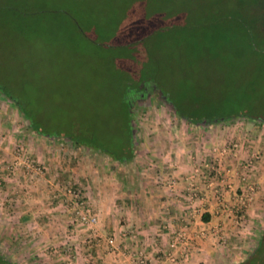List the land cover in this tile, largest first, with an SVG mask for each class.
<instances>
[{"label": "crops", "instance_id": "crops-1", "mask_svg": "<svg viewBox=\"0 0 264 264\" xmlns=\"http://www.w3.org/2000/svg\"><path fill=\"white\" fill-rule=\"evenodd\" d=\"M6 102L0 99V232L7 246L16 240L18 249H26L18 264H171V251L182 254L183 264H238L254 248L264 226L262 155L252 177L256 190L244 210L238 209L240 173L252 151L264 147V121L163 116L151 136L160 145L150 141L136 151L132 170L83 150L78 165L66 154L57 159L54 140L12 128L15 117ZM23 144L44 173L29 175ZM203 161L214 164L208 177L195 172ZM75 182L98 212L97 222L78 220L65 190ZM179 232L190 242L182 252L181 246L169 247Z\"/></svg>", "mask_w": 264, "mask_h": 264}, {"label": "rangeland", "instance_id": "rangeland-1", "mask_svg": "<svg viewBox=\"0 0 264 264\" xmlns=\"http://www.w3.org/2000/svg\"><path fill=\"white\" fill-rule=\"evenodd\" d=\"M219 1L223 2L0 0V91L27 104L54 102L51 108L42 106L46 112L42 121L44 123L40 125L42 129H59L61 125L66 129L64 126H71L72 121H77L82 130L85 126H95L99 133H113L116 131L115 123L110 118L117 116V112L118 115L122 114L125 108L120 97L122 84L119 80L127 78L135 81L149 74L152 76L160 73L161 86L170 89L174 97L181 100L186 88L189 91L199 88L198 93L200 88L203 90L202 79L206 73L216 68L222 69L217 66L220 56L230 53L233 55L231 61L224 62L226 81L220 85L209 83V88L205 86V92L201 91L205 93H200L201 99L209 110L216 113L227 112L240 99L246 103L255 99L264 113V65L256 73L251 68L253 60L250 51H244L239 41L230 43L225 50L217 51V54L208 49L209 41L205 38L199 37L203 41H193L195 36H202L203 33H211L212 36L222 32L234 34L233 25H226L222 32L217 31V25L210 28L201 23L192 24L183 30L178 28L183 26L182 22L190 19L200 20L202 14L208 15L205 17L208 20H214L218 15L211 14L216 8L214 6L225 8L228 5ZM220 18L218 15L217 19ZM144 32L147 36L143 35ZM234 35L238 37V34ZM115 42H119L116 45L124 44L126 50L121 46L112 47ZM261 46L264 47V44ZM237 51L241 53L233 54ZM145 81V85H137V89L144 90V95L134 100L132 110L135 154L140 148H148L150 141L152 145L157 143L159 146L158 139L151 140L154 131L161 126L158 121L155 123L156 120L161 121L166 115H175L165 98L150 87V79ZM3 97L0 93V99H6ZM132 97L130 92L129 98ZM7 104L12 109L11 115L15 117L12 128L31 131L27 120L10 99ZM51 112L55 113L51 115ZM185 112L188 113L189 109L186 108ZM235 118L232 117L231 121ZM59 119H63L62 124ZM48 137L59 145V151L56 146L59 156L54 154V158L57 156L59 159L66 154L78 165L76 159L79 160L86 152L99 156L101 162L108 161L109 166L122 163L101 150L76 144L68 138L54 135ZM20 150L23 151L26 168L24 161L27 159H32L39 166L29 169V175L46 171L42 162L28 152L26 144ZM253 151L260 152L264 160V147ZM134 156L126 163L125 169L135 167ZM253 182L256 184L255 180ZM69 184L80 186L77 182ZM2 225L5 224L0 221V228ZM6 236L0 232V252L19 263V253L25 255L26 249H18L16 240L7 246Z\"/></svg>", "mask_w": 264, "mask_h": 264}, {"label": "trees", "instance_id": "trees-1", "mask_svg": "<svg viewBox=\"0 0 264 264\" xmlns=\"http://www.w3.org/2000/svg\"><path fill=\"white\" fill-rule=\"evenodd\" d=\"M228 4L225 8L221 5L214 6L216 7L214 10L219 13H215V11H211L212 16L218 14L221 16L220 19H217L218 15L215 19L208 20V15L202 14L200 16V20L193 22L192 19L186 22H182L181 30L191 27L192 24L196 25L201 23L202 26L208 25L213 27L217 25V31L222 32L223 28H226V25L232 26L234 34H238L236 37L233 33L227 34V32H222L223 34L212 36L211 33H203L202 36H195L193 41L198 42L202 39H206L209 41L208 49H212L214 54H217V51L225 50L227 46L232 43H238L242 46L243 50L250 51V57L253 60L252 69H255L257 73L262 69L264 65V47L261 45L264 44V0H223V2ZM209 22H208V21ZM178 22V21H175ZM206 26V27H208ZM205 28V27H204ZM84 31V30H83ZM170 32V31H169ZM148 34V33H147ZM144 36H147L145 32ZM109 37V36H108ZM203 41V40H201ZM119 42H115L112 47L121 46L125 51L126 47L122 45H116ZM245 44V45H244ZM246 51V52H247ZM211 53V52H210ZM238 55L241 51L234 52L233 54ZM212 54V53H211ZM220 56L219 64L217 66H221L222 69H215L210 71V73H206L203 80V87L205 89L209 88V83L222 84L226 81V74L223 73L225 68L224 62H230L233 56L232 54H226ZM255 74V73H254ZM160 73L152 74V76L146 75V78L139 80H129L127 78H123L119 80L122 84L120 88L121 93L120 97L122 100V104L124 105V112L117 116L111 117V122L115 123L116 131L113 133H109L105 131V133H99L97 127L91 128L85 126V129L82 130L80 123L77 121H72L71 126H64L63 128H52V129H42L40 127L44 122V116L46 112L43 110L42 106H50L53 107L55 105L54 102L50 101V104H37L30 102L27 104L23 100L12 99L9 95H6L3 91H0L6 98V100L10 99L13 104L20 110L23 118L27 120V125L30 127L31 131L39 133L44 136H60L70 139L76 144L90 146L94 149L101 150L104 153L114 157L115 159L128 163L133 156L135 155V142H134V125H133V103L134 100L138 99L142 94L144 95V90L137 89V85L141 83V85H145L148 78L151 81L150 87L154 88L156 92H159L161 97L165 98V101L171 107L173 113L180 117H184L191 122H222L232 117L246 116L251 117L256 120L264 121V113L262 112V106L255 99L249 102H243L244 100H239L235 107L230 110L224 112H214L208 109L207 105L204 103V100L201 99V94L204 95V89L195 88L196 90H186L183 92V97L180 100L179 98H175L173 92L170 89L163 88L161 86ZM145 81V82H144ZM124 85V86H123ZM215 87V86H214ZM202 91V92H201ZM133 94L132 98H129V93ZM201 93V94H200ZM255 95V94H254ZM135 96V97H134ZM7 100V101H8ZM49 102V101H48ZM45 101V103H48ZM183 102V103H182ZM189 109V112H185V109ZM192 111V113H190ZM55 112H51L50 114H54ZM114 114V113H113ZM62 124L63 119H59ZM104 134V135H103ZM116 136H118L116 138ZM116 138V139H115ZM115 139V142H114ZM0 264H18L17 262L11 260L8 256L0 252ZM238 264H264V227L262 228L260 234L256 239V243L254 248L249 252V254Z\"/></svg>", "mask_w": 264, "mask_h": 264}, {"label": "built area", "instance_id": "built-area-1", "mask_svg": "<svg viewBox=\"0 0 264 264\" xmlns=\"http://www.w3.org/2000/svg\"><path fill=\"white\" fill-rule=\"evenodd\" d=\"M227 149L223 147L219 152L224 153ZM221 155V154H219ZM218 155V156H219ZM260 158V153L257 151H253L252 155L244 161L243 169L240 173V182L244 188L241 190L240 204L238 209L244 210L245 207L249 204L250 200L252 199L253 192L256 190V184L253 182V175L256 172V161ZM26 160V159H25ZM27 165V169H36L39 168L38 165H35L32 159H27L24 161ZM210 161H203L199 163L195 167V172L199 175L202 174L204 177H208L207 169H215L214 164ZM2 180H0L1 186ZM66 193L70 196V204L72 205L73 209L75 210L76 216L79 221L85 223H95L99 219L98 212L92 208V204L86 199L84 192L82 191V187L75 184H68L65 188ZM189 239L184 232H179L172 241L169 242V247L171 249L176 248L177 246H181V251L189 249ZM167 257L170 259L171 264H183L182 254L177 256L174 255L173 252L166 253Z\"/></svg>", "mask_w": 264, "mask_h": 264}]
</instances>
